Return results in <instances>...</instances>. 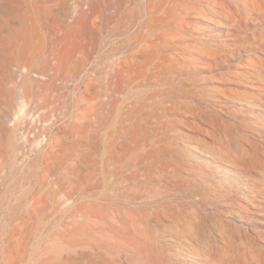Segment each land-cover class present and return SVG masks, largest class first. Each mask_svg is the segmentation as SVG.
Listing matches in <instances>:
<instances>
[{
  "label": "rangeland",
  "instance_id": "1",
  "mask_svg": "<svg viewBox=\"0 0 264 264\" xmlns=\"http://www.w3.org/2000/svg\"><path fill=\"white\" fill-rule=\"evenodd\" d=\"M181 1L182 10L181 8L178 10V6H175L176 0H62L61 5L54 9L53 7L51 8L52 0L39 1L40 6L50 12L48 16L50 25L47 24V28L44 31H39L36 43L37 46L44 43L43 53L36 60L32 78L28 83L26 82V85L21 87L12 85L10 87L12 89L11 97L6 98L1 107L6 123L13 129V136H15L16 142L7 151L6 165L4 167L6 173L1 178V181L3 179L4 182L0 181V231H2L0 232V262L4 261L5 247L7 249L10 243L8 241H11L16 236L23 219L22 214L15 221L12 220V217L14 215L16 217V210H20L19 213H22L21 211L28 209L29 203L38 196L37 194L42 186V191H45V193L43 192L44 196L55 197L54 201L57 199L69 201L70 204L68 203L63 210L66 207L72 208L71 213L89 204L91 202L90 196L99 197L98 199L101 203L112 202L108 200V195L110 186L112 189L115 182H110L109 185L103 183L100 184V187H97L95 180L97 178L103 179L106 173L107 160L112 158L115 147L124 143V138L121 135H129L128 143H131L135 134L138 133L140 125L143 126L144 124V126H147L148 120L155 119L158 137L161 141L168 142L171 140L170 137L173 138L175 152L190 165L189 176L187 177L188 181H190L191 190L196 191L197 188H200L207 193L206 199L170 194L168 198L164 199L165 201L160 199L158 205L164 206L168 201L178 198L181 201L183 200L182 202L186 205L192 206L194 209L196 207L200 210L198 223L204 229L205 237L210 239V242L214 241L212 243L214 248L217 245L215 240L218 241V244L221 242L220 245L223 247L238 246L240 250L243 248L241 245L244 242L253 241L255 245L257 243L256 247H259L256 250V259H249L244 263L245 260L239 254H235L237 255V261L241 262V264L264 263V214L251 217L243 212L235 214L221 206V202L224 199L230 198V196H225L228 193L235 194L234 197H236L241 195L245 187L248 189L255 187L256 189L264 188V178L254 182L250 175L242 171L239 166L232 164L236 169L238 178H229L228 180L237 182V185L233 193L228 189L224 191L218 184L221 183L220 176L224 177V175L216 166L217 164L222 166L221 163L226 162L227 157H225V153L222 155V159L218 155L213 154L223 144L221 142L223 137H220V133L216 131H219L220 125L222 126V120L230 122L236 130V121L239 119L249 120L250 115L239 112L235 103L226 105L229 111L227 115L221 113L222 100L221 98H214L215 95L221 93L220 91L222 90L219 89L212 93L210 99L193 94L191 96V105L194 103L192 105L194 110L185 115H182V112H178L176 109L180 106L188 109V103L175 104L169 100V102L163 101V96L169 98L178 91L183 92L186 90L180 84L184 82V79L187 82V88L199 91V88L203 86L198 83L199 79L208 74L199 67L205 66L204 64L202 65L201 62L196 60H188L190 58L188 54L190 50H185L182 47H202L208 50L223 48V43L212 38H209L210 40L191 39L192 36H201L200 38L206 36L204 22L201 21L202 17H205L206 13L210 14L216 10H221L219 8V0ZM204 2L208 3L205 4ZM192 6L202 9V14H199L196 19L193 18L194 15L188 10ZM242 7L246 13L250 14L247 19L232 22L233 19L228 18L221 10L222 20L224 21L225 19V21L233 23L235 32L240 36V42L242 43L249 39L254 41L253 38L255 36L261 39L262 36L264 37V12L258 7L256 0H242ZM184 10L185 16L179 21L180 12ZM179 24H182L184 40L180 41L181 36L178 37L177 40L181 45L172 51L167 47L168 44L166 42L170 38L171 29L175 26L178 27ZM247 33H249L248 36H246ZM140 52L146 53L141 56ZM236 52V57L240 58V52ZM242 52L245 54V51ZM72 53L73 58H71ZM157 53L160 54L158 55L159 62L163 61V54L172 55L175 58L178 57L177 59L182 63L176 64V66L183 64V69H180L177 73V77L180 78L181 82H173L172 84L161 83L159 85H152L148 82L146 75H144V67L150 66L152 69V65L150 64L151 61H147V56H155ZM254 56L252 55V57ZM126 61L128 66H125ZM189 63L196 64L195 66L198 67V70L194 71L191 67H186ZM211 68L214 72H228L229 64L220 63L216 65L214 63ZM118 70L120 72L123 71V75L117 76ZM39 71L43 73V76L39 74ZM125 71L132 73L131 80L135 81L132 86L133 89L129 85L125 91L118 93L116 87L118 83L125 79ZM110 72L112 75H110ZM234 87L242 89L239 86ZM129 90L130 92L128 93ZM133 90L135 91L133 92ZM135 95L138 96L136 97ZM96 108L98 110L95 114ZM164 108L167 112V118L165 119ZM99 112L100 114L106 112L107 117L111 115V123H108L103 129L99 128ZM213 120L217 121V124L214 123L215 127L212 125ZM219 122L220 125L218 124ZM186 124L188 125L187 127ZM205 131L206 133H204ZM203 137L207 140L206 142L202 141ZM208 138L210 139L208 140ZM212 141H214V144ZM207 144L210 146H207ZM194 145H197L196 150L192 151L188 148ZM76 151H79V153L77 154ZM202 155L209 157L210 163L212 162L211 158L215 159L217 164L206 163ZM96 168L99 170L98 176L95 175ZM31 179L32 183L30 182ZM52 180L58 185L53 184ZM142 182L144 184L145 180H142ZM144 190H148V185L144 184ZM31 193L32 196L34 195L33 197ZM85 195L87 199L84 198ZM145 197L141 204L147 208L152 207V199L149 200L147 198L148 194ZM123 204L130 206L131 202L124 200ZM245 206L248 205L245 204ZM62 212L60 209L51 212V217L47 218V222L50 225L41 227L40 233H43L46 237V235L61 227L67 219V215ZM190 212H195V210H190ZM242 218L248 221V224L245 225L247 227L239 226L237 220ZM222 225L230 227L234 234L219 235ZM170 233L162 231L159 234L160 243L162 244L159 247L157 256L159 264L166 263L163 255L160 254V251L163 250L170 255L174 263H177L176 259H178L177 256H179L180 252H186L191 259L201 260L204 264H225V262H216L213 258L211 259L208 249L203 245L204 242H200L196 237L186 238L175 233L177 237ZM9 238L10 240H8ZM35 240H32L30 244L36 243ZM234 240H236V244H233ZM237 242H240L241 245ZM193 252H195V255ZM134 262L136 264H156L145 256L136 259Z\"/></svg>",
  "mask_w": 264,
  "mask_h": 264
},
{
  "label": "bare ground",
  "instance_id": "2",
  "mask_svg": "<svg viewBox=\"0 0 264 264\" xmlns=\"http://www.w3.org/2000/svg\"><path fill=\"white\" fill-rule=\"evenodd\" d=\"M39 1L40 0H0V181L4 173H6L4 167L6 165L7 151H9V148L16 142V138L13 136V129H11L6 123L1 107L6 98L11 97L12 89L10 87L12 85L21 87L22 85H26V82L28 83L32 78L36 67V60L39 55L43 53L42 49L45 46L44 43L39 46L36 45L38 41V33L39 31H44V29L47 28V24L50 25V20L48 19L50 12L49 10H46V8L40 6ZM61 2L62 0H52L51 8L53 7L54 9L58 7L61 5ZM219 2V8H221L228 18L233 19L232 22L244 20L250 16V14L244 11L242 0H219ZM256 2L258 7L264 12V0H256ZM207 3L208 2L205 4ZM175 6H178V10L180 8L182 10V1L176 0ZM194 6L190 7L188 10L194 15L193 18L196 19L199 14H202V9ZM221 10H216L214 13L210 14L204 13L206 16L202 17L201 21L204 22L206 36L203 38H200L201 36H192L191 39L210 40L209 38H212L223 43L222 49L208 50L202 47H182L185 50H190L188 53L190 58L188 60H196L201 62L202 65H205L199 66L201 70L208 73L199 79L198 83L203 85L199 88V91L187 88L186 80L184 79V82H181L180 78L177 77L178 71L183 69V64L176 66V64L182 62L177 59L178 57L175 58L172 57V55L163 54L164 58L162 62H159V53L155 56H147V61H151L150 64L152 65V69L150 66L144 67V75H146V79L152 85L181 82L180 84L185 87L186 90L183 92L178 91L175 95L170 96L169 98L163 96V101H170L175 104L181 102L188 103V109L184 106H180L176 109L178 112H182V115L194 110V107L192 106L194 103L191 105V96L193 94H198L204 98L210 99L212 93L218 89L222 91H220L221 93L218 95H215L214 98H221L222 100L223 104L220 108L221 113L227 115L229 111L226 105H228V103H235L237 104L236 107L239 112L248 113L250 115L249 120L239 119L236 121V130L234 125L228 121L222 120V126L220 125L221 121L218 123L220 125L219 131H216L217 133H220V137H223V140L221 138L223 144L220 148H217L216 151L214 150V153L211 152L218 155V157H221V159L222 155H224V153L226 154V162L221 163L222 166L218 165L213 158H211L212 162L210 163V158L205 156L206 154L202 155L206 163L211 165L212 163H216V168L223 173L224 177L220 176L221 183H218L220 185L219 187L224 191H226V189L231 190L233 193L237 182H230L228 180L229 178H238L236 175V169L233 165L239 166L242 171H245L246 174L251 176L252 181L254 182H258V179L264 178V37L262 36L261 39H258L257 36H255L253 38L254 41L248 38L249 40L245 43L240 42V36L235 32L233 23L225 21V19L224 21L222 20ZM184 16L185 10L180 12L178 17L179 21H181ZM248 35L249 33H247L246 36ZM178 37H180V41L184 40V37L182 36V24L171 29L170 38L166 42L168 44L167 47L172 51L181 45L177 40ZM236 51L240 52V58L236 57ZM241 51H245V54H243V52L241 53ZM145 53L146 52H140L139 54L142 56ZM258 53H260V55H258ZM252 55L255 56L252 57ZM71 58H73V53ZM213 62L216 63V65L220 63L229 64L228 72L212 71L211 67L214 66ZM127 63L128 62L126 61L125 66ZM195 65L196 64L189 63L186 67H191V69L197 71L198 67ZM39 74L43 76L41 71H39ZM117 74V76H121L123 75V71L120 72V70H118ZM110 75H112L111 72ZM125 76V79L117 84L116 88L118 93L125 91L129 85L132 87L135 82L131 80V72L125 71ZM183 76L185 77V75ZM194 85H196V83H194ZM234 86H239L242 89L235 88ZM131 89H133V87ZM135 90H133V92ZM129 92L130 90L128 93ZM97 108L99 109V107ZM97 108L95 109V114L97 113ZM163 110L165 111V119L167 118V112L165 108ZM110 116L111 115H108L107 117L106 112L102 114H100V112L98 113L100 129L105 128L108 123H111ZM155 121V119L148 120L147 126H144V124L143 126L140 125L139 131L136 134L134 133L135 136L131 143H128L129 135H121V137L124 138V143L117 145L118 147H115L112 158L107 160L105 168L106 173H103V179L97 178L95 180L97 187H100V184L103 183L109 185L110 182H115V186L112 184L113 193L110 186L108 195V200H111L112 202L101 203L99 202V197L90 196L91 202L89 204L84 205L82 208H79L78 211L71 213L72 208L69 209L66 207V209H64L65 211L63 210L69 201L63 199H57L54 201L55 197L44 196L43 192L45 193V191H42V186L40 192L37 190L39 192L37 194L38 196L35 197L32 202H28L29 207L27 210L24 209V211H21L22 213H19L20 210H16V213L13 212L16 214V217L15 215L12 217L13 221H15L17 217L19 218L20 214H22L23 219L20 228L17 230L16 236L11 241H8L10 243L8 244L9 246L7 249L5 247L4 261L0 262V264H136L134 261L143 256L149 257L151 261L159 264V262H157V256L160 249L159 247L162 245L159 237V234L162 231L164 233L171 232L170 234L172 235L186 238L196 237L200 242H204L203 245L208 249L211 259L213 258L216 262L221 261L222 263L225 262V264H241V262L237 261V255L235 254H239L240 257L245 260L244 263L249 259H256V250L258 246L256 247L257 243L255 245L252 240H249L252 242H244L243 245H241L240 242H237L243 247L241 250L238 246L223 247L220 245L221 242L218 244V241L215 240L217 245L214 248L212 245L214 241L210 242V239L205 237V231L198 223L200 210L196 207L194 209L192 206L186 205L182 202L183 200L181 201L178 198H174V200H171V198V201H168L164 206H160L161 204L158 205L160 199L164 200L168 198L170 194H174L175 196L182 195L189 198L199 197L206 199L207 193L200 188H197L196 191L191 190L190 181H188L187 177L189 176L190 165L185 160L181 159L175 152V149L173 148V138L170 137L171 140L168 142L161 141L158 137V129ZM179 122L181 121L179 120ZM214 123L217 124V121L213 120V126ZM187 124L186 127L188 126ZM204 133H206V131ZM209 139L210 138H208V140ZM202 141L206 142L207 140L204 138ZM213 142L214 141H212V143ZM207 146L210 145L207 144ZM196 147L197 145L188 148L194 151L196 150ZM78 153L79 151L77 154ZM98 173L99 170L96 168L95 175L98 176ZM44 177H46V175H44ZM38 178L36 179L38 180ZM142 180H145L144 184L148 185L147 191L144 190ZM2 181L4 182L3 179ZM30 182L32 183V179ZM35 182L37 183L36 180ZM37 184H39V182ZM53 184L58 185L56 182H53ZM147 194V198H149V200L152 199L153 201L152 207L149 208L141 204ZM261 194H263V196H261ZM86 195L85 197L83 196L85 199H87ZM234 195L235 194L231 193L225 195L226 197L230 196V198L224 199L221 202V206L235 214L243 212L251 217L262 216L264 214V188L256 189L255 187L248 189L245 187L241 195H237L236 197H234ZM124 200L130 201L131 205L126 206L123 204ZM245 204L248 206H245ZM58 209L62 210L65 215H67L66 222L53 233H50L45 237L43 233H40V229L41 227L50 225L47 222V218L51 217V212ZM190 210H195V212H190ZM237 222L239 223V226L247 227L245 226L248 224L246 219L242 218L237 220ZM232 232L234 231H232L230 227L222 225L219 235L227 233L234 234ZM34 239H36V243L30 244ZM8 240H10V238ZM233 244H236V240L233 241ZM198 252L201 254L200 251ZM193 253L195 255V252ZM160 254L163 255L166 261L165 264H204L201 260L191 259L186 252H180L179 256H177L179 260L176 259L177 263H174L170 258V255L166 254L164 250L160 251ZM1 255L3 257L2 252Z\"/></svg>",
  "mask_w": 264,
  "mask_h": 264
}]
</instances>
